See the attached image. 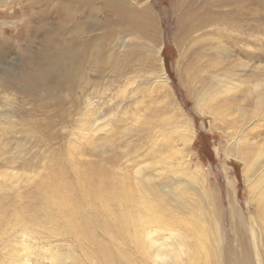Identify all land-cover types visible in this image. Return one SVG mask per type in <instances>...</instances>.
<instances>
[{
	"label": "bare ground",
	"instance_id": "bare-ground-1",
	"mask_svg": "<svg viewBox=\"0 0 264 264\" xmlns=\"http://www.w3.org/2000/svg\"><path fill=\"white\" fill-rule=\"evenodd\" d=\"M251 1L221 0L220 5L232 2L233 5L228 12L216 15L211 9L202 13L192 10L188 0H178L176 4L183 10L179 17V33L184 35L182 45L185 46L180 84L199 113L212 115L214 121L219 120L228 131L225 137L230 146L224 150V155H232L243 164L246 186L255 208L250 216L249 231L244 215L239 214L233 204L230 205V214L235 223L233 234L237 252L233 249L227 255L223 251V245L227 249L226 232L221 224L223 211L215 190H208L200 162L191 171L189 162L175 161L173 153L162 157V150L151 148V157L154 158L152 162L138 167L133 172L134 177H131L128 170L138 165L140 160L134 158L138 156L126 148L120 149V158L131 156L132 167L127 170L121 163L112 168L115 161L112 160L116 156L111 154L106 164L101 160L96 164L87 162L88 172L81 174L79 169L74 170L72 182L76 180L75 184H64L63 179L60 180L57 185L59 189L66 190L65 196L58 198L56 194L50 197L53 193L45 196L47 205L44 208L55 209L53 214L45 213L44 219L49 221L51 229H55L58 235H63L75 244L67 246V254L55 252L53 256L43 254V258L50 259L54 264H135L120 247L130 245L141 251L137 252L147 259L146 264H219L223 258L232 259L234 264H264V64L258 62V65L252 67L248 61L237 60L236 64H232L222 58L232 48L246 58L264 60V0L255 1L258 4L256 10L248 9ZM11 3L21 9V0H11ZM136 5L138 0H33L26 3L30 11L36 9L28 18L32 22L34 20L36 25L23 27L22 34L28 37L25 47L30 48L32 40L37 42V52L34 57L27 58L26 53L22 52L21 66L27 69L23 76L14 69L0 68V90H13L19 94L22 101H17L15 114L20 121L27 114V110L24 112L23 109L25 102H35L37 111L45 112L51 107L55 122L52 123L44 116L43 121L34 125L35 128H30L33 124L24 127L25 135L43 130L47 138L46 134L56 127L58 131L75 127L77 134L73 132L72 136L82 143L87 141L91 151L96 149V144L91 140L79 136L99 126L94 116L99 107L93 104L105 98L101 87L104 86L106 66L114 70L120 65L118 56L123 44L114 48V42L120 34L139 41V59L146 64L143 49L148 52V69L151 57L156 60L155 56H158L159 72L154 77V83L163 97L168 96L170 85L162 70V43L158 40L156 16L148 7L138 9ZM6 6V0H0V62L8 48L5 41L8 35L6 27H9L11 18L21 17V11L8 12ZM245 16L249 18V24L245 23ZM51 22L54 24L47 25ZM248 43L260 46L259 54L258 51L253 54L252 51L247 53L243 50L245 48L242 47ZM225 46H228V52ZM116 76L115 71L109 81L117 80L119 76ZM77 88L83 94L86 93L84 109L80 108L81 102L75 96H70ZM63 92L70 98L67 99ZM67 103L76 112L69 117V109L65 108ZM245 105H255V109L249 112ZM174 117L172 121L164 122L167 131L163 132L164 139L167 133L172 132L177 138L180 137L183 146L190 145L195 139L191 122L187 120L186 123L182 116ZM20 133L22 135V129ZM153 136L155 134L151 133L147 142H152ZM163 179L165 181L158 185L157 180ZM21 183L18 176L7 191L3 187L0 190L6 191L3 193L8 199L0 207V225L8 223L6 215L10 208L21 206ZM227 185L231 196L234 184L228 182ZM74 192L76 198L73 200ZM151 193L157 194V203L151 198ZM11 195L16 199L17 205L14 207L11 205L13 198H8ZM76 201H79L77 205ZM163 204H167L166 209H169L166 215L173 214V208L179 218H173L170 223L166 218L160 219L158 209L161 210ZM205 204L209 207H205ZM193 209L198 211L192 214L190 211ZM14 221L12 231L21 229L25 238L27 231L24 219L17 217ZM59 223L64 224L62 229L57 227ZM176 225L179 229H176ZM157 232H167L161 243L157 242ZM6 235L5 232L0 233V241L3 243ZM47 235L50 236L49 233ZM100 236L103 239H99ZM21 246L24 260L37 255L29 238L24 239ZM249 246L254 250L253 259ZM75 248L80 252L79 258ZM12 258L17 261L13 255Z\"/></svg>",
	"mask_w": 264,
	"mask_h": 264
},
{
	"label": "rangeland",
	"instance_id": "rangeland-1",
	"mask_svg": "<svg viewBox=\"0 0 264 264\" xmlns=\"http://www.w3.org/2000/svg\"><path fill=\"white\" fill-rule=\"evenodd\" d=\"M31 1L33 0H21L20 9L17 5H13L11 0H6L7 11H21V17H17L16 19L9 18V27H6L8 35L6 36L7 39H5L8 43V48L0 62V68L14 69L21 76H23L27 70L21 66L22 52L26 53L25 58L28 56L34 57L38 46L37 42L32 40L30 48L25 47L28 44V37L22 34L23 27L26 26L28 28L36 25L34 20L32 22L28 19L33 12H36V9L30 11L27 6H25L26 3ZM220 1L221 0H188V5L192 10H196L200 13L211 9L214 15L219 12L226 13L232 8L233 2L231 4L225 3L220 5ZM255 1L256 0L251 1V5L248 4V9L256 10L258 4L255 3ZM177 2L178 0H138V5H136L138 9L148 7L151 13L156 16L159 32L158 40L162 43L160 52L162 70L165 77L169 80L170 85L167 90L168 96L163 97L162 93H160L161 90L158 89L154 83V77H156L157 72H159V63L157 62L158 56H155L156 60L151 57V66L148 69L149 63L148 56L146 55L148 52L143 49V55H145L144 60L147 62L146 64L139 59V55L141 54V48L138 46L139 41H137L136 38L120 34L114 42V48H117L119 44H123L119 50L120 53L118 56L120 65L114 70L106 66L105 75L103 77L104 86L101 87V92L105 95V98L94 101L93 104H97L99 107V110H96L97 112L94 114V116L97 117L95 122L98 123L99 126L93 131L86 132L79 136L81 139L83 136L84 140H91L96 144L97 147L94 151L90 150L86 143L87 141L82 143L78 138L72 136L73 132L77 134L75 127L73 129L69 128L61 131H58V127H56L46 134L47 138L44 136L43 130L35 131L34 134L25 135L24 127H27L28 124H33L30 128H35L34 125L38 124L39 121H43L45 118L44 116L54 123L55 114L53 109L50 107L46 109L45 112L43 110H41L43 111L41 112L35 110L37 103L25 102L24 105H21H23L24 112L27 110V114L26 117L20 121L19 117L15 114L17 101H22L19 94L13 90H0V190L3 187L7 191L10 184L20 176L23 196L22 204L19 208L9 209L6 215L8 223L4 226L0 225V233L5 232L8 235H6L4 243L0 241V264H54L50 259L43 258L42 255L48 254L53 256L52 254L55 252L67 254V246L69 247V245L75 243L68 241L63 235H58L55 229H51L49 221L44 219L43 216L45 213L46 215L53 214L52 212L55 209L44 208V205H47L45 196L51 195L52 193L50 197L56 194H58V198H61L63 195L65 196L66 190L63 188L59 189L57 185L60 180L63 179L62 183L64 184H75L76 180L74 183L72 182L74 170L79 169L81 174L88 172L89 169H86L89 166L87 162L96 164L101 160L106 164L107 157L111 154L116 156V159L112 160V162L115 160L112 164V168L117 167L118 164L121 163L122 167L127 170L129 167H132L130 162L131 156L128 158H120V149L126 148L128 152L131 151L138 156L134 158H139L138 160H140L138 161V165L128 170L131 177H134L133 172L138 167H143L145 164L152 162L154 158L151 157V148L156 151L162 150V157H166L173 153L172 156L175 161L182 163H186V161L189 162L191 171L194 170V165L197 162L202 164L204 175L207 179L208 190H215L216 198L220 201L219 204L223 211V213L221 212V224L222 229L226 232L225 248H227L225 250L223 245L224 253L228 255L230 251L232 252L233 249H235L236 245L235 235L233 234L235 223L230 214V205L233 204L238 213L244 215L243 218L246 219L247 229L250 231V216L253 214L255 208L254 204L251 203V196H249V191L246 186L243 164L235 160L232 155H227L226 157L224 155V150H228L230 146L226 138V133L228 131L221 126L222 123L219 120L215 122L212 115L208 113H199L195 108V103L188 96L185 88L180 84L179 75L183 65L182 60L184 58L183 53L185 51V46L182 45V37H184V35L181 36L179 33V17L183 10L181 6H176ZM244 19L245 23L249 24L247 22L249 18L245 16ZM53 24V22L47 23V25L50 26ZM98 34L90 35L96 36ZM234 35L236 34L234 33ZM259 48L261 47L250 43L242 47L247 53L252 51L253 54H259L261 51ZM224 49H227L226 52L229 51L228 46H225ZM230 49L231 52L229 54L226 53L227 56H222L225 62L228 60V63L233 62L232 64H236L237 60L238 62L248 61V65H252V67L260 63L264 64V60H257L254 57L246 58L240 55L238 50ZM256 51L258 52L256 53ZM235 57L237 58L235 59ZM115 71L117 75L116 78L118 76L119 78L114 80L115 82H110V75ZM108 81L109 83H107ZM210 87L216 88V86ZM75 92L70 96H75L74 98L81 102L79 104L80 108L84 109V105H86L84 96L86 93L83 94V91L79 90V88H77ZM90 92H92V89ZM210 93L213 95L212 92ZM63 95L67 99L70 98L66 92H63ZM23 101L26 100L23 99ZM246 107L249 112L255 109V105ZM65 108L66 110L69 109L67 114L68 117L76 113L72 111V107L68 103ZM174 115L184 117L186 123L187 120L191 122L195 133V139H193L192 143L188 146H183L182 141L179 140L180 137L177 138L172 132L167 133L165 139L163 137V132H167L164 122L167 120L172 121L173 118H175ZM149 128L150 133L148 132ZM21 129L22 135L20 133ZM131 130L133 132L129 133ZM151 133L155 134V136L152 137V142H147V137L151 136ZM263 135L264 134H262V136ZM117 146H120V148ZM20 164H23L22 168H19ZM12 174L15 175L12 177ZM164 181L165 179H163V181L157 180L158 185L162 184ZM228 182H233L234 184V193H232L231 196L227 185ZM134 188L137 192L136 187ZM6 191L2 190V192H0V207L4 205L6 200V195L4 194ZM68 196L69 195L66 197L68 198ZM150 196L155 203L159 201L156 193H151ZM13 197L14 195H11V197L8 198ZM74 197L76 198L75 192L73 194V200ZM7 200L6 202H8ZM231 201L233 203H231ZM78 202L79 201H76L75 205H77ZM11 205L12 207L17 205L15 198L12 199ZM202 206L204 207V205ZM167 207V204H163L162 209H158V216L160 219L166 218L170 223L173 218H179V215L173 208L171 209L173 214L169 216L166 215L165 212L169 210L166 209ZM205 207H209L208 204H205ZM55 211L59 212L57 210ZM197 211L198 210L193 209L190 213L193 214ZM16 215L24 219L27 231L25 238H23V231L21 229L18 228L14 232L12 231L13 222H15V218L17 219ZM62 223L65 222L62 220ZM62 226H64V224L59 223L57 225L60 229H62ZM176 229H179L177 225ZM48 233L50 236L47 235ZM164 233L166 234L167 232ZM164 233L157 232L155 234L158 239L157 242H162L163 235H165ZM28 238L37 255L24 260V251L21 245L24 239L26 240ZM65 239L67 241H64ZM99 239H103V236H100ZM120 247L128 254L135 264H146L147 259L138 253L141 252L140 250H136L130 245L125 247L124 245H120ZM258 247L260 249V246ZM249 249L250 256L253 259L254 250L252 246L251 248L249 246ZM235 250L237 252V246ZM75 251L79 258L80 252L77 248H75ZM12 255L14 258H17V261L12 258ZM181 258L183 259V255ZM262 259H264V254H262ZM222 261L223 263H221ZM218 263L234 264V261L229 258L227 260L225 258L224 260L223 258L220 259Z\"/></svg>",
	"mask_w": 264,
	"mask_h": 264
}]
</instances>
